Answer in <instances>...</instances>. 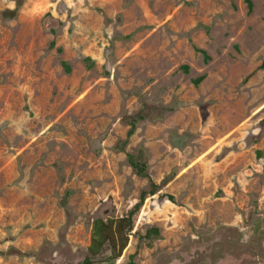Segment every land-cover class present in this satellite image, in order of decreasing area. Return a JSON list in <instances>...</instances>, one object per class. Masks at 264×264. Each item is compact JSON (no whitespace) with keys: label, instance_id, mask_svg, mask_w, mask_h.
Listing matches in <instances>:
<instances>
[{"label":"rangeland","instance_id":"rangeland-1","mask_svg":"<svg viewBox=\"0 0 264 264\" xmlns=\"http://www.w3.org/2000/svg\"><path fill=\"white\" fill-rule=\"evenodd\" d=\"M249 1L0 0V264H80L92 221L149 190L126 154L159 190L121 256L92 264H264V0Z\"/></svg>","mask_w":264,"mask_h":264},{"label":"trees","instance_id":"trees-1","mask_svg":"<svg viewBox=\"0 0 264 264\" xmlns=\"http://www.w3.org/2000/svg\"><path fill=\"white\" fill-rule=\"evenodd\" d=\"M245 2L248 11H250L251 2L249 0H245ZM197 51L203 55L204 60L207 59L203 51ZM65 69L66 71H68L66 65ZM182 69L186 71V67H183ZM201 80L202 77H198L194 80V84H197ZM142 119L143 116L141 115L126 118L129 129L126 133V138L122 142L120 148L122 151L128 139L133 135L136 123L138 121H141ZM126 159L128 164L138 177L148 180L149 190L148 192H142L140 194L138 201L131 207L130 210L126 212V214L120 217L108 216L105 219L97 218L92 221L89 244L86 249V256L83 258L80 264H92L93 260L97 256H99L105 248L109 250L112 259L119 258L128 244V238L134 224V216L139 212L141 206L143 205L146 194L154 195L159 190V186L150 179L149 174L147 172V165L144 160H141L140 158H137L131 154H126ZM167 199L169 201L173 200L172 196L170 195L167 196ZM151 235L154 237H158V230L155 228L147 230L145 237L149 238L151 237ZM11 253H14L13 249H9L5 253L0 252L1 255ZM130 264L135 263L130 262Z\"/></svg>","mask_w":264,"mask_h":264}]
</instances>
